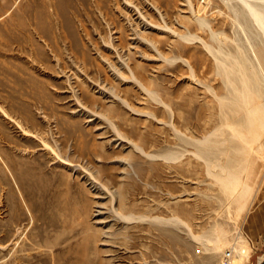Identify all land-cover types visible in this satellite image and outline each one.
<instances>
[{"label":"rangeland","instance_id":"obj_1","mask_svg":"<svg viewBox=\"0 0 264 264\" xmlns=\"http://www.w3.org/2000/svg\"><path fill=\"white\" fill-rule=\"evenodd\" d=\"M251 1L264 10V0ZM100 2L0 0V264H221L226 251L233 263L264 264V235L247 231L258 213L264 219V158L238 211L195 155L196 140L222 130L228 137H214V148L239 157L243 144L229 138L218 102L231 92L207 48L172 32L244 60L229 4L212 0L214 39L181 0H128L145 18L127 1ZM66 20L74 39L59 37ZM254 26L248 34L264 56ZM120 56L127 65L117 77L108 63ZM168 152L178 158L163 160ZM216 228L231 249L205 250L190 235ZM242 244L248 257L235 262Z\"/></svg>","mask_w":264,"mask_h":264},{"label":"bare ground","instance_id":"obj_2","mask_svg":"<svg viewBox=\"0 0 264 264\" xmlns=\"http://www.w3.org/2000/svg\"><path fill=\"white\" fill-rule=\"evenodd\" d=\"M100 1L101 2L98 5L103 6L102 0ZM124 1H127V5L125 4V7L129 9V13L131 10L137 13L140 18H145L141 8L135 5L132 6L133 3L128 2V0ZM181 1L183 2V5L187 6L186 8L190 12L189 19L195 23L197 28H200L201 30L207 29L212 38L220 39V33H217L212 29L211 24L208 22L209 18L207 19V12L210 8L212 0H201V2L198 1L199 3L197 6L193 4L192 0ZM236 1L242 4L244 9H238L236 5L230 4L233 2V0H222V2L226 5L229 4L228 6L232 11V16L230 13V15H227V18L230 19L231 23L238 27L243 33V39L245 40L244 42L246 44V51L248 53L246 54L244 52V60L241 57L222 54L220 49L214 50L212 48L213 46L204 42L203 39H201L195 33L190 34L188 32L187 34H181L175 31L172 32L175 34V36L183 40L200 41L203 46L207 48L209 53L213 55L215 61H217L216 63L218 73L223 76L225 83L228 85V93L230 94L231 92L229 96L227 95L219 98L218 102L220 106V115L223 123L225 124L224 127L229 129V138L243 144L242 147L234 148L239 157H236L233 154L231 155V152L229 153L228 149L225 150V148H214L216 144L214 137L218 135L217 133L222 132V130H218V132H212L203 137L201 140H196L197 144L195 155L204 160L208 175L215 179L220 189L224 193V197H226L228 201H235L238 204L237 208L238 211H240L242 208L241 204L243 199L249 194L253 182H255V168L259 160L264 158V147L261 143V138L264 135V100L262 99L264 97V56L261 55L260 50L255 48L248 34V27L251 25L254 26L255 24L264 37V10H262L260 6L254 4L251 0ZM40 16L42 19H40V21L43 22L45 16L41 13ZM138 21L140 22V20ZM64 26L65 24H62L63 31L58 32L59 37H61L62 34H65L69 39H74L75 35L69 27L70 25L68 21L66 25L67 28H64ZM163 27L168 29V27L165 25ZM53 42L54 41H49L48 43L50 44ZM220 42L222 41L220 40ZM122 57L120 56L121 60L119 59L120 61L117 65H109L108 63L112 73L117 77L121 76L120 69L126 67L127 65L125 60H122ZM131 78H134L132 74ZM96 88L98 89L97 91L105 98L112 97L113 99L115 98V100L116 98L119 101L121 100V98L119 99V96L116 95L111 90V88L107 89L100 84H97ZM142 89H144V86ZM120 102L126 106H129L124 100H121ZM0 111L5 115V112L1 108ZM237 114H239V116L235 120H231L229 122V119L236 116ZM221 135L226 134H219L218 137ZM216 139L220 140V138ZM226 140H228V138L223 140L222 144ZM254 142H256L258 148L253 147ZM138 150L140 151V148ZM214 150L220 152V154L224 156L223 163H221L218 158H212ZM248 155H251L250 160L247 158ZM160 157L165 161H169L175 160L178 158V155L174 152H168L161 154ZM243 174L245 177L242 176ZM121 217L126 220H131L133 218L131 215H121ZM153 220H156L158 223H170L172 225H177L180 223L182 224L181 220H179L177 217H172L170 219L155 217ZM190 235L192 239L202 244L205 250L212 249L216 253L225 247H229L228 240L225 238L222 230L219 228L213 229L209 233L201 235ZM232 248L235 251L237 247ZM248 253V246L246 244L240 245L238 249H236V259H234V261L240 262L247 259Z\"/></svg>","mask_w":264,"mask_h":264},{"label":"crops","instance_id":"obj_3","mask_svg":"<svg viewBox=\"0 0 264 264\" xmlns=\"http://www.w3.org/2000/svg\"><path fill=\"white\" fill-rule=\"evenodd\" d=\"M259 213L250 220L248 224V232H250L251 236L254 238H260L261 235H264V219L260 222Z\"/></svg>","mask_w":264,"mask_h":264},{"label":"built area","instance_id":"obj_4","mask_svg":"<svg viewBox=\"0 0 264 264\" xmlns=\"http://www.w3.org/2000/svg\"><path fill=\"white\" fill-rule=\"evenodd\" d=\"M231 256H233V253L231 251H226V254H225L221 264H236V263L232 262Z\"/></svg>","mask_w":264,"mask_h":264}]
</instances>
